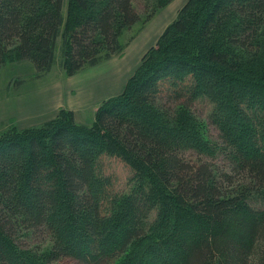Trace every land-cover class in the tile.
<instances>
[{
	"label": "trees",
	"instance_id": "1",
	"mask_svg": "<svg viewBox=\"0 0 264 264\" xmlns=\"http://www.w3.org/2000/svg\"><path fill=\"white\" fill-rule=\"evenodd\" d=\"M152 14L132 0H0V69L15 57L47 73L60 48L72 76ZM104 155L131 169L125 189ZM33 231L49 236L41 254L18 241ZM0 264H264V0H186L90 123L60 107L2 130Z\"/></svg>",
	"mask_w": 264,
	"mask_h": 264
},
{
	"label": "rangeland",
	"instance_id": "2",
	"mask_svg": "<svg viewBox=\"0 0 264 264\" xmlns=\"http://www.w3.org/2000/svg\"><path fill=\"white\" fill-rule=\"evenodd\" d=\"M132 1L142 20L153 12L151 18L145 23H136L130 30H121L119 37L125 45L124 49L95 66L85 67L68 76L61 64L60 48L56 51L51 70L41 75H36L33 64L26 59L13 57L7 60L0 69V132L10 126L20 128L39 125L54 116L60 107L72 109L76 121L90 123L101 101L123 88L143 55L156 45L160 34L176 17L186 0L162 4L160 1L164 0ZM161 102L173 106V103L164 99ZM190 108L196 116L207 122L211 137L220 141L216 128L207 120L211 104L198 99L191 103ZM217 161L220 166L227 168L228 162L223 155H218ZM100 166H103V173L110 176L114 191L127 187L132 172L118 157L104 155ZM249 202L255 206L261 203L255 197ZM48 239L47 234L34 231L18 237L24 247L39 254L49 244Z\"/></svg>",
	"mask_w": 264,
	"mask_h": 264
}]
</instances>
